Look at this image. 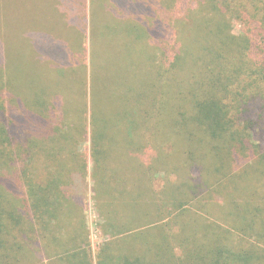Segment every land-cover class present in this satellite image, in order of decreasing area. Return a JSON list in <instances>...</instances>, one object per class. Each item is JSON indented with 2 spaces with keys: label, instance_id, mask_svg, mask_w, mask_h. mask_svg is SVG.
I'll return each mask as SVG.
<instances>
[{
  "label": "trees",
  "instance_id": "obj_1",
  "mask_svg": "<svg viewBox=\"0 0 264 264\" xmlns=\"http://www.w3.org/2000/svg\"><path fill=\"white\" fill-rule=\"evenodd\" d=\"M147 2L141 38L179 78L166 110L158 71L143 98L109 88L92 23L87 75L79 50L31 91L0 75V264H92L88 177L111 238L95 264H264V0Z\"/></svg>",
  "mask_w": 264,
  "mask_h": 264
},
{
  "label": "rangeland",
  "instance_id": "obj_2",
  "mask_svg": "<svg viewBox=\"0 0 264 264\" xmlns=\"http://www.w3.org/2000/svg\"><path fill=\"white\" fill-rule=\"evenodd\" d=\"M179 7L181 8L180 5ZM149 11L150 5L147 0H0V75L18 83L23 91H31L34 86L45 85L48 79L52 82V72L49 70L51 57L61 55L65 50L69 57L67 61L71 62L77 59L76 50L81 51L79 57L83 59L87 75L91 49L89 24L92 23L93 33L97 35L98 31L105 38L106 43L98 58L103 68L98 69V72H102L104 82L111 83L109 88L119 91L121 99L129 98V94L133 99L143 98L147 96V86L152 78V72L155 74L158 71L159 76L152 84V94L157 99L155 104H160L158 108L166 110V107L173 103L166 95L167 85L170 84L168 81L176 86L179 78L175 70H167L168 63H172L171 57H162L164 61H161V53L152 51V45L141 38L143 37L141 31L150 22ZM235 31L237 32L236 27ZM75 41L78 46L75 45ZM160 65L163 66L162 70L159 69ZM54 66L59 68L58 65ZM85 89L88 92V80ZM136 106L137 103L133 108ZM112 107L114 108L113 104ZM125 110L123 107L121 113ZM83 118L86 119L87 125L89 121L87 111ZM194 130L193 125L189 124V131L194 133ZM87 133L89 139L88 130ZM196 134L183 141V148L188 140L197 137ZM203 144L200 142L201 146L197 143L194 147L204 149ZM89 147V141L80 145L81 153L86 157L88 164ZM166 151L169 152L167 147L164 149V152ZM205 153H197L195 156H205ZM140 155H143V150ZM195 156H192L193 162ZM186 159L191 162V157ZM155 177L157 179L153 186L160 190L164 185L163 176L160 174ZM87 184L88 192L83 215L88 229V250L91 262L95 264L99 248L111 238L102 234V220L90 190L89 177Z\"/></svg>",
  "mask_w": 264,
  "mask_h": 264
}]
</instances>
